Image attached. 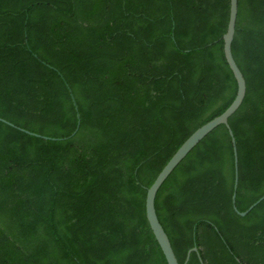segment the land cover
I'll use <instances>...</instances> for the list:
<instances>
[{"label":"trees","instance_id":"trees-1","mask_svg":"<svg viewBox=\"0 0 264 264\" xmlns=\"http://www.w3.org/2000/svg\"><path fill=\"white\" fill-rule=\"evenodd\" d=\"M228 14L229 0H0V117L59 138L0 121V264H167L146 189L235 96ZM231 52L244 211L264 195V0H237ZM233 182L219 124L155 195L179 264L193 246L205 264H264V197L240 216Z\"/></svg>","mask_w":264,"mask_h":264},{"label":"water","instance_id":"water-1","mask_svg":"<svg viewBox=\"0 0 264 264\" xmlns=\"http://www.w3.org/2000/svg\"><path fill=\"white\" fill-rule=\"evenodd\" d=\"M236 16H237V0H229V14H228V21L226 30L222 35L223 40V53L225 60L230 68V70L233 73V76L236 80L237 88L236 93L231 101V103L228 105V107L221 112L219 115L211 118L210 120L206 121L199 127H197L181 144L180 146L175 150V152L171 155V157L168 159V161L164 164V166L161 168V170L158 172L156 177L154 178L153 182L147 187L146 194H145V215L146 219L148 221L149 227L160 247V249L163 252V255L166 259L167 264H179L178 260L174 254V251L171 247L170 241L168 239L167 234L165 233L162 225L160 224L158 217L156 215L155 206H154V199L156 192L159 188V186L162 184V182L165 180V178L169 175V173L173 170V168L185 157V155L207 134L209 133L214 127H216L219 124H223L226 126L228 133L230 135V140L232 143L233 148V155H234V182H233V192L231 195L232 200V206L234 210L240 215L244 216L248 210H250L255 204H257L263 197L261 196L259 199H257L255 202H253L247 210L239 211L236 208L235 205V190L237 186V153H236V146H235V138L233 136V133L230 129L228 118L229 116L239 107L241 104L246 90L245 85V79L243 77V74L239 67L237 66L232 52H231V43L235 31V23H236ZM71 99L74 104L75 110H76V117L77 122L74 131L69 135H73L79 126V113L77 112V106L73 97V94L70 91ZM0 121L5 122L11 126H14L22 131H25L26 133H29L31 135L35 136H41L43 138H50V139H59L55 137H47L44 135H40L34 132H30L28 130H25L21 127L16 126L15 124L3 119L0 117ZM67 136V137H69ZM194 251L198 255V259L200 261V264H205L202 260L201 256L199 255L198 248L196 246H193L188 249L186 253L185 260L182 264H186L190 252Z\"/></svg>","mask_w":264,"mask_h":264}]
</instances>
